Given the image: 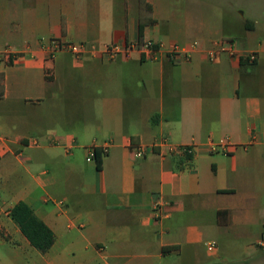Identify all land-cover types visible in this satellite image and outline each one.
<instances>
[{
    "label": "crops",
    "instance_id": "crops-1",
    "mask_svg": "<svg viewBox=\"0 0 264 264\" xmlns=\"http://www.w3.org/2000/svg\"><path fill=\"white\" fill-rule=\"evenodd\" d=\"M140 23L157 59H108L105 45L138 41ZM56 37L84 56L47 61ZM218 38L257 59L210 61ZM3 45L26 54L0 65V244L13 245L0 264H264L246 256L264 249V21L214 22L173 0H0ZM221 140L232 145L213 150ZM20 201L54 232L48 251L12 219Z\"/></svg>",
    "mask_w": 264,
    "mask_h": 264
},
{
    "label": "built area",
    "instance_id": "built-area-1",
    "mask_svg": "<svg viewBox=\"0 0 264 264\" xmlns=\"http://www.w3.org/2000/svg\"><path fill=\"white\" fill-rule=\"evenodd\" d=\"M197 42H194L191 45V49H185L178 44H174L169 50V56L171 59L177 60L180 57L188 58L190 52L193 48L197 46ZM44 50L47 54V61L52 62L56 55L59 52L66 51L74 55L77 59H81L86 52V45L84 43H76L67 41L63 38H52L49 43L44 46ZM134 51L141 52L145 58L149 60H155L158 57V46L157 43L153 41H145L143 39L142 42H128L125 45H121L116 42L109 43L104 47V55L108 59H115L118 55H124L125 57H129ZM26 51L18 50L11 45H3L0 46V65L1 64H14L19 61L24 55ZM208 59L210 61H216V59L221 54H227L231 57H235L239 60H248L249 62L255 61L257 59V53L254 51H245L240 48L238 43L234 39H215L211 43V47L207 51ZM47 76L51 75L49 73L52 71V67H47ZM255 139V136L252 140ZM160 142V143H159ZM158 144H168V140L164 138L159 141ZM34 144H37V141H33ZM230 145V141L221 140L217 144H213L212 149L216 150L219 148L226 149ZM110 146V141L105 142L102 145H90L87 147V154L89 159H93L97 153V151H101L103 153H107ZM132 152L135 157L141 158L146 154V149L141 144H131ZM174 146L171 147L173 150ZM177 151L185 155L190 160V157L194 154V145L186 144L180 147H177ZM156 210L159 211V204H156ZM261 244L264 245V231L262 235ZM217 244L215 242L208 244V249L210 251H215L217 249Z\"/></svg>",
    "mask_w": 264,
    "mask_h": 264
},
{
    "label": "rangeland",
    "instance_id": "rangeland-1",
    "mask_svg": "<svg viewBox=\"0 0 264 264\" xmlns=\"http://www.w3.org/2000/svg\"><path fill=\"white\" fill-rule=\"evenodd\" d=\"M173 1L177 2V4L179 3L182 6L192 7L197 10L198 9L201 10L204 16L209 15L214 22H219L221 19L226 20L228 15L230 14H233L236 17H238L239 21H243L247 18L264 21V0H173ZM218 39H226V38H218ZM46 67H52V66H46ZM46 71L47 69L45 70V74L47 76ZM49 73H51V75H49L48 77H51L53 74V70L50 71ZM12 246L13 245L9 244L8 242H6L5 244H0V253L3 255H9L12 252ZM246 256L264 257V249L258 247H255L253 250L249 249L248 251L246 249ZM235 257H239V254H237V256Z\"/></svg>",
    "mask_w": 264,
    "mask_h": 264
},
{
    "label": "trees",
    "instance_id": "trees-1",
    "mask_svg": "<svg viewBox=\"0 0 264 264\" xmlns=\"http://www.w3.org/2000/svg\"><path fill=\"white\" fill-rule=\"evenodd\" d=\"M145 23L139 25L138 41H143V30ZM15 223L20 227L22 233L30 243L42 252L48 251L54 243V232L40 219L32 207L24 201L18 202L10 211Z\"/></svg>",
    "mask_w": 264,
    "mask_h": 264
}]
</instances>
